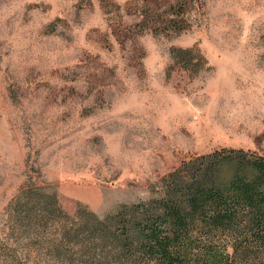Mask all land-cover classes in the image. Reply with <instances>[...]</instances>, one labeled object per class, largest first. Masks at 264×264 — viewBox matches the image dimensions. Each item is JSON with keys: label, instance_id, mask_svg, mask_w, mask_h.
<instances>
[{"label": "rangeland", "instance_id": "1", "mask_svg": "<svg viewBox=\"0 0 264 264\" xmlns=\"http://www.w3.org/2000/svg\"><path fill=\"white\" fill-rule=\"evenodd\" d=\"M150 5L183 22L141 21ZM233 150L264 155V0H0V243L29 264H60L45 247L62 217L15 229L23 187L57 193L73 223Z\"/></svg>", "mask_w": 264, "mask_h": 264}, {"label": "trees", "instance_id": "2", "mask_svg": "<svg viewBox=\"0 0 264 264\" xmlns=\"http://www.w3.org/2000/svg\"><path fill=\"white\" fill-rule=\"evenodd\" d=\"M140 16L173 29L185 12L157 13L150 5ZM160 188L103 217L77 205L69 223L57 193L23 187L8 221L32 234L59 213V241L45 252L60 264H264V155H203L164 176ZM0 244V264H29L23 247Z\"/></svg>", "mask_w": 264, "mask_h": 264}]
</instances>
